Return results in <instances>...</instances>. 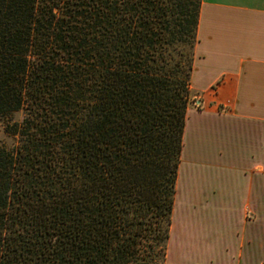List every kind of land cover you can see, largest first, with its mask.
Returning <instances> with one entry per match:
<instances>
[{
  "label": "trees",
  "instance_id": "trees-1",
  "mask_svg": "<svg viewBox=\"0 0 264 264\" xmlns=\"http://www.w3.org/2000/svg\"><path fill=\"white\" fill-rule=\"evenodd\" d=\"M200 8L0 0V264H166Z\"/></svg>",
  "mask_w": 264,
  "mask_h": 264
},
{
  "label": "crops",
  "instance_id": "crops-1",
  "mask_svg": "<svg viewBox=\"0 0 264 264\" xmlns=\"http://www.w3.org/2000/svg\"><path fill=\"white\" fill-rule=\"evenodd\" d=\"M191 88L202 100L187 111L174 212L192 113L233 129L230 141L253 164L223 187L221 215L174 216L166 264H264V0H201Z\"/></svg>",
  "mask_w": 264,
  "mask_h": 264
},
{
  "label": "rangeland",
  "instance_id": "rangeland-1",
  "mask_svg": "<svg viewBox=\"0 0 264 264\" xmlns=\"http://www.w3.org/2000/svg\"><path fill=\"white\" fill-rule=\"evenodd\" d=\"M202 95L194 94L191 107L201 104ZM23 113L14 115V119L21 120ZM210 113H192L185 136V152L180 182L181 195L177 199L182 206L172 212V220L182 216L210 219L224 212L222 191L228 182H239V174L235 168L241 165L253 164L250 158H241L237 153L233 129L227 130L219 126ZM227 138V140H226ZM17 137L4 131L0 123V144L12 148ZM239 178V179H238ZM177 190V186L175 187ZM176 196V195H175ZM176 197H174L175 203Z\"/></svg>",
  "mask_w": 264,
  "mask_h": 264
}]
</instances>
